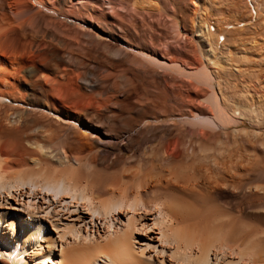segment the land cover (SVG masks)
<instances>
[{
    "label": "bare ground",
    "instance_id": "obj_1",
    "mask_svg": "<svg viewBox=\"0 0 264 264\" xmlns=\"http://www.w3.org/2000/svg\"><path fill=\"white\" fill-rule=\"evenodd\" d=\"M189 1L0 0V264H264V0Z\"/></svg>",
    "mask_w": 264,
    "mask_h": 264
},
{
    "label": "rangeland",
    "instance_id": "obj_2",
    "mask_svg": "<svg viewBox=\"0 0 264 264\" xmlns=\"http://www.w3.org/2000/svg\"><path fill=\"white\" fill-rule=\"evenodd\" d=\"M106 2H107V0H105ZM107 4V3H106ZM108 5V4H107ZM183 6V7H182ZM185 6V7H184ZM197 6H198V0H190L189 1V4H188V6L187 5H181L180 7H179V11H180V9H182V13H184V11H185V13L186 14H188V15H190L191 17H194L195 18V13H196V8H197ZM108 7V6H107ZM199 8H201V6L199 5ZM198 8V9H199ZM250 8H251V10H250ZM260 8H261V6H260ZM184 10V11H183ZM261 11H262V13H261V16H256V11H255V9H254V3H252L251 1H250V3H249V8L247 7V9H246V13L249 15V17H252L253 16V19H252V21H251V24H253V26H252V28H251V30L250 31H248L247 32V34H249V35H253L254 37L256 36V32H257V35H258V37H257V39H256V41L257 40H264L263 39V37H264V25H262V24H264V9H262L261 8ZM188 12V13H187ZM250 12H252V15L250 14ZM184 13V14H185ZM263 14V15H262ZM211 16V15H210ZM257 17V19H256V17ZM260 18V19H259ZM210 22L211 23H213V16H211L210 17ZM257 21V23H256V21ZM260 22V23H259ZM258 23H259V25H258ZM262 23V24H261ZM171 25V24H170ZM256 25V26H255ZM260 26V27H259ZM254 27H255V29H254ZM257 27V28H256ZM260 30H261V33H260ZM252 31H254V33L252 32ZM252 32V33H251ZM259 36H260V38H259ZM259 38V39H258ZM148 96H149V98H153V96L150 94V93H148ZM230 193L231 192H229V191H223L222 193H220L219 195H217V197H219L218 199H219V201H216V203H219L221 206H224V207H230V206H232L233 205V196L232 195H230ZM232 196V197H231ZM217 200V199H216ZM224 203V204H223ZM218 204V205H219ZM220 206V207H221ZM224 207H221V208H224ZM262 222L264 223V220H262ZM264 225V224H263Z\"/></svg>",
    "mask_w": 264,
    "mask_h": 264
}]
</instances>
